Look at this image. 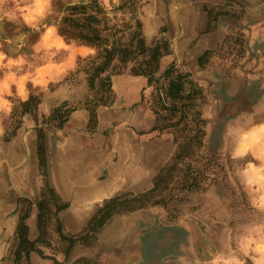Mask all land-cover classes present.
Instances as JSON below:
<instances>
[{
    "label": "rangeland",
    "instance_id": "1",
    "mask_svg": "<svg viewBox=\"0 0 264 264\" xmlns=\"http://www.w3.org/2000/svg\"><path fill=\"white\" fill-rule=\"evenodd\" d=\"M221 1L0 0V264H145L126 250L146 219L163 264H264V42L208 41L237 12L264 36V0ZM74 108L115 179L81 220L47 175ZM164 140L152 182L123 191Z\"/></svg>",
    "mask_w": 264,
    "mask_h": 264
},
{
    "label": "crops",
    "instance_id": "2",
    "mask_svg": "<svg viewBox=\"0 0 264 264\" xmlns=\"http://www.w3.org/2000/svg\"><path fill=\"white\" fill-rule=\"evenodd\" d=\"M231 1L235 0L221 1L220 4L223 5L222 10H224V13L225 11L230 10L229 8L224 6L228 5ZM238 14L239 13L237 12L235 17L231 16V14L229 17L219 16L217 19L214 18L213 22L211 23L212 28L208 29L210 31V33L208 34V41H210L211 43L212 50L216 49L218 45H221L226 36H228L229 34H244V37L246 39V46L248 48L249 39L250 41H254V46H256L255 44H258L259 42H264V36H261V38H259L261 34L260 29H254V27H250L248 22L246 25L247 20L244 21L242 18L238 20ZM253 79L256 80V78H252L249 80V82L254 81ZM262 80L264 81V77L259 79V81ZM237 87L238 88L226 90L228 92L231 91L230 94H233L234 96H244V94L240 93L241 88H239V86ZM262 90L264 89L258 88L259 92H264ZM258 113L264 114V108L254 112V114L256 115ZM89 120L90 115L86 108H74L71 111L70 115L68 116V120L64 123L62 129L57 131L58 134L61 135V139L56 138L58 145L56 146L54 158H52V160L50 161V165L48 167L49 170L47 171L48 178L50 179L49 182L51 183L54 191L57 194H67L73 200L74 206L70 210L69 216L77 220H81L86 217V215L90 211V207L92 205H87L85 204V202H92L94 198L101 197L102 195H105L115 190L113 186L115 179L112 170L106 169V164L104 165L103 170H99V165H101L102 162L100 159H95L97 155L95 154L96 151L94 141L82 139L79 140L75 137L74 133L76 132V130L85 127L88 124ZM55 136L57 137V135ZM165 141L167 140H164V143L157 144L156 146L150 148L146 156L143 157L142 154H140V157L138 156V159L136 160L140 164H138L137 167L140 168H138L136 171H132L131 173L126 172V174L123 175V179L125 181L124 186L122 187L123 191H141L143 188L148 186L150 182H152V180L156 176V171L152 172L149 175L148 162H160V159H158L160 156L159 154H163L165 152V147H167L168 145V142ZM98 157L99 156H97V158ZM143 161L145 162L144 165ZM82 199L86 200L83 204H81L83 202ZM76 208H83L84 212L78 215L76 213H73ZM118 217L116 216L112 218L109 223V226L111 223L112 224L110 227H108L107 231L105 232L104 236L106 237V242L111 239V237L114 235L112 230L120 227L121 221H117ZM84 222H86V220ZM148 226V219L142 221L140 224V227L142 228L140 231L141 245L145 251H141L139 249H128L126 250V252L134 251L138 253V255H136L135 257H140V259H144L143 262L145 264H149L150 260L154 264H163L164 259H166L165 255L155 256L152 258L149 257V255L151 254L147 253L150 249V238L147 232ZM100 237L101 236H99L97 240H99ZM97 240H95V242ZM153 240L155 241L156 239ZM157 242H159V240ZM98 251L107 250L98 249ZM157 251L160 252L158 248ZM170 261H173V263L174 261L176 262L175 257L173 258V260L171 259ZM170 261L168 262V264L170 263Z\"/></svg>",
    "mask_w": 264,
    "mask_h": 264
},
{
    "label": "trees",
    "instance_id": "3",
    "mask_svg": "<svg viewBox=\"0 0 264 264\" xmlns=\"http://www.w3.org/2000/svg\"><path fill=\"white\" fill-rule=\"evenodd\" d=\"M69 10L72 12V14H78L79 13V8L78 7H70ZM87 21L90 22V24H92L94 22L92 18L87 19ZM71 22L73 24H76L74 21H71ZM76 27H77V24H76Z\"/></svg>",
    "mask_w": 264,
    "mask_h": 264
},
{
    "label": "bare ground",
    "instance_id": "4",
    "mask_svg": "<svg viewBox=\"0 0 264 264\" xmlns=\"http://www.w3.org/2000/svg\"><path fill=\"white\" fill-rule=\"evenodd\" d=\"M84 212V209L83 208H79V209H75V211L73 213H76L77 215ZM86 215V214H85ZM82 216V215H81Z\"/></svg>",
    "mask_w": 264,
    "mask_h": 264
}]
</instances>
